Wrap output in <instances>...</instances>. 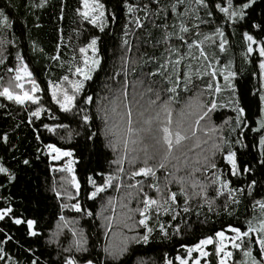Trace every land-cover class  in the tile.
<instances>
[{"label":"trees","instance_id":"obj_1","mask_svg":"<svg viewBox=\"0 0 264 264\" xmlns=\"http://www.w3.org/2000/svg\"><path fill=\"white\" fill-rule=\"evenodd\" d=\"M101 2L105 4V16L108 21L104 33H100L98 29L86 21H82L81 17L77 15L76 10L80 7V0H47L43 8L31 7L32 4H39V0H0V10H3L12 22V28L7 30L6 35L9 39L15 37V47L8 46L6 53L8 58L4 64H0V87L8 86L10 82L13 85L15 84V81H10L15 73H9L7 69L15 67V52L20 51L41 88V91L36 94L40 96L37 105L31 102L18 105L14 101H8L4 97H0V105H3V107H0V137L5 134L8 136L7 144L0 140V159L17 174V180L13 184L0 189V196H10L12 198V204L17 215L23 213L24 217L36 219V228L41 233L38 237H28L25 226H15L7 219L0 221V229L13 237L11 241L0 245V247H4L5 251L18 261V264H29L30 259L37 256L41 264H62L66 256H72L78 260L82 256H90L94 261H104L106 259L104 248L110 241H118L121 233L134 235L141 234L144 231L139 226L135 227L132 232L126 231V229L120 227L116 218L113 219L110 230L105 226L107 224L105 218L111 215L109 198H114L113 201L121 204L122 201L124 202V194L129 191L135 192L134 189H129L127 185L137 181L143 183L145 178L135 177L129 179L134 169L143 166L142 154L135 164L129 163L131 156L123 159L121 163H115V161L121 160L124 153L119 144H117L115 150L109 145V141L115 138L111 135L106 137L104 110L106 109L110 116V100L115 98L117 94L116 97H119L118 101L121 102L123 100L121 92L127 94L128 101L135 99L141 102V96L133 97L128 94L130 87L137 83L150 85L157 90L165 87L160 76L150 77L147 75L149 71L156 70L161 61L159 59L148 63H144V61L148 59V56L160 58L164 48L168 45L178 47L183 54L187 51V45L175 38L169 40L167 45L156 43L162 39L165 30L154 25H162L167 22L169 25L168 31H173L171 25L174 22L179 23L178 20L173 18L170 8L166 13L162 12L159 18L150 15L146 20L143 12L137 11L134 16L140 17L143 23L142 28H137L133 15L127 14L126 9L123 7L124 0H101ZM128 2L136 4L137 0H128ZM144 2L146 0H140L141 7ZM173 2L175 0H161V6H167ZM206 2L211 5L208 9L198 8L195 14L188 13L180 17L190 29L189 33L185 34L186 41L191 43L193 39L203 40L204 34L211 35L216 26L223 28L225 38L228 40L227 51L225 53L219 52V37H215V44L212 41H205L204 49L210 60L213 53L220 57L221 65L228 60H232L233 70L238 73L235 83L242 103L247 109L248 123L250 127L255 126V121L259 115L258 98L252 96L251 92L258 88L257 78L253 77L252 74L258 72L259 53L254 51L247 60L244 58L246 42L243 33L247 31L257 40V45H253L254 49L259 45L260 40L264 39V34L250 27L251 22L260 23L264 21V0H257V4L253 6L254 10H248L249 17L238 24L226 22L223 14L215 9L214 5L220 3L221 0H206ZM223 3L226 6L227 0H223ZM234 3H239V0H234ZM185 6L197 7L194 3L189 4V0H185V4L177 7V12L183 13ZM152 8L154 9L155 5H152ZM208 11H212L213 16L209 17L207 15ZM61 15L63 18H61ZM165 16H167V20H165ZM196 16H199L200 19H196ZM201 21H207L208 23H201ZM37 24L40 27H36ZM126 24L128 25L127 36L124 35V25ZM197 24L199 25L198 29L193 27ZM3 34L0 33V35ZM93 35L101 37L99 48L102 65L101 69L93 75V80L88 82L89 86L86 89L87 93L93 96V102L89 105L80 104V106L87 109L91 118L89 125L82 126L83 121L79 117L59 111L58 105L51 100L48 85L50 81L60 83L61 77L64 75H69L70 79H74L68 71L69 63L72 62L73 56L77 58L76 62H79L78 48L87 43ZM125 39L129 42L130 50L129 46H123L122 44ZM33 44L36 46L35 51L32 47ZM145 52L148 56H144L141 60L140 57ZM125 53H127L128 58L126 76L124 74L125 65L121 60ZM193 54L198 56L199 51L193 49ZM55 55L60 56L59 61L50 58ZM165 55L167 54L165 53ZM62 62L63 67H61ZM184 63H191L193 71H195L200 62L189 58ZM213 63L215 64V62ZM117 72L120 74L117 75ZM193 80L197 86L202 87L208 81V77L196 79L193 76ZM216 82L223 84V77L218 75ZM191 94V92H182V100ZM161 95L163 96L165 93L162 92ZM105 96L108 97L107 100L102 99ZM112 96L114 97L112 98ZM226 98L227 93H223L220 97L221 100ZM77 100L79 103L80 98L78 97ZM140 104L147 106L143 103ZM38 106H43L47 111L42 112L39 119L30 117V112L35 111ZM98 108L100 109L99 112ZM74 111L76 110L74 109ZM122 111H124L123 105ZM229 116H234V113L228 108L218 109L213 120L219 125ZM135 118L136 109L134 108L133 119L135 120ZM111 119H114V117L111 116ZM58 123L67 124L68 129L58 128L54 133H49L43 127L44 124L54 126ZM115 123L122 128V123L116 117ZM89 128L96 133V136L93 138L94 142L87 141L88 148L85 150L84 133ZM69 129L73 130L71 139L68 137ZM244 131L247 137L245 143L248 147L243 152H239L238 155L241 164L248 163L256 166L255 175L246 173L240 177H233L221 157L219 155L216 157L218 168L224 173L223 178L230 181V187L245 189L243 195L238 192L234 193L240 203L229 202L228 207L231 214L225 211L223 207L227 200V192L219 197L216 196L215 188L217 185L210 183L211 171L207 173V178L201 173H196L197 178L202 183L209 185L207 195L214 201L211 212L208 211L207 203L199 197H195L189 201L190 211L184 213L182 209L185 205L183 197L179 196V185L173 181L169 188L178 193L177 211L180 214L177 216L176 221H172L170 216L163 212L158 217L159 221L168 230L170 238L163 240L159 235V224L155 220H150L149 224L154 228L150 243L148 245L130 244L129 250L118 261L109 260L108 264H138L139 261H144L145 264H164L165 256L173 261V264H177L175 257L177 255L185 256L186 247H191L200 239L214 235L216 231H224L228 234L229 226L246 230V220L252 219L254 215H260L259 206H256L254 212L253 204L256 200L264 199V180L254 188L251 196L247 195L246 189L252 179L260 180L261 176H264V170L257 165L260 152L259 135L248 129ZM197 135L203 136V133L198 132ZM223 135H231V138L235 139V134L230 133L228 126H225ZM37 136L40 137V140L36 139ZM48 143L55 144L63 150H71L74 153V159L77 161L74 164L75 175L81 185L79 193L77 194L76 190L71 188L70 185L64 184V187L73 194L74 199L72 200L62 198L58 201L51 191L54 182L57 190H61L62 177L66 175L59 171H53L61 163L52 162L49 156L46 155L47 149L44 146ZM207 147L208 145L201 144L200 148H196L193 142L190 141L186 143L182 151L187 154L189 161H192L198 153H201ZM189 148L192 150L189 151ZM37 156L40 158L37 159ZM25 158L32 162L31 166H24L21 163ZM183 159L184 157L181 156V160ZM152 163L154 161H149V164ZM172 163L176 162L173 161ZM121 167L124 169L123 172L118 170ZM168 171H175V169L169 165ZM185 174V171L176 173L177 176ZM108 175L118 177L113 182V186L99 193L94 199H88L93 188L87 183V176H92L97 185L100 186L103 184L104 177ZM157 176L161 178L162 183L164 170L159 169ZM0 183L6 184L3 176H0ZM116 184L121 185L119 191L115 188ZM188 191L191 193L190 187H188ZM62 202L68 205L78 202L81 204L82 212L77 213L71 207H67L61 212L60 203ZM3 203L4 201L0 200V206ZM136 206L135 200L129 205L131 208ZM89 212L92 213L91 216L87 215ZM61 215L69 221H79L78 224L70 226L83 230L88 239V253H76L75 249L68 253L63 251V248L69 245L73 237L67 228L59 230L60 235L58 237L53 236L58 231V224H62L59 220ZM138 219L139 215L136 213L134 220L138 221ZM169 224L172 227H169ZM177 224H179L181 231L178 235H173V230ZM0 239L6 240L3 233H0ZM50 239H58L59 243L49 244ZM255 239L256 237L253 235L252 240ZM28 248L33 249L35 254L25 251ZM252 248L253 253L256 254L258 245L253 243ZM206 251H209L210 255L202 259L201 264H218L213 246H207ZM233 258L235 260L242 259L241 251L233 250ZM234 259L230 260V264H234ZM0 264H6V261H0Z\"/></svg>","mask_w":264,"mask_h":264},{"label":"snow or ice","instance_id":"obj_2","mask_svg":"<svg viewBox=\"0 0 264 264\" xmlns=\"http://www.w3.org/2000/svg\"><path fill=\"white\" fill-rule=\"evenodd\" d=\"M46 3L47 0H39V4H32L31 7L43 8ZM191 3H194L197 7L185 6L184 12L178 13L177 7L185 4V0H175V2L167 6H161V0H146L142 7L140 0H137L136 4L124 0L123 7L126 9L127 14L133 15L137 28L143 27L141 18L134 16L137 11L143 12L144 19L146 20L150 15H155L159 18L162 12L166 13L168 8H170L173 18L178 20L179 23L174 22L171 25L173 31H168L169 25L167 22L162 25H154L156 27H162L165 30L162 39L156 43L167 45L169 40L175 38L178 41L186 43L187 51L182 54L178 47L168 45L164 48V52L161 53L160 58L148 56L146 52L141 55V60H143L144 56H148V59L144 63L156 61L157 59L161 61L158 68L154 71H149L147 75L150 77L160 76L165 87L154 90L149 86L146 89L148 93L154 94V98L150 97L147 100V106L141 105L135 99L128 101L127 94L121 92L123 100L120 104L123 105L124 109L122 112L117 111V108L120 107V104L117 103L119 97L110 100V104L112 105L111 114L113 117H119L122 128L116 123L109 126L110 116L108 111L106 109L104 110L106 137L107 135H111L115 138L109 141V145L115 150L117 144H119L124 153L121 160L115 161V163H121L123 159L131 156L129 163L135 164L140 159V155H143V166L134 169L129 179L144 177L145 180L143 183L137 181L136 183L127 185L129 189H134L135 192L129 191L126 194L127 203L121 202V208L127 209V211L121 213L119 222L129 232H132L137 226L141 227L144 231L141 234L134 235H124L121 233L118 241H110L104 248L106 258L104 261H94L90 256H82L79 260L72 256H66L62 264H108L109 260L118 261L129 250L130 244L148 245L150 243L154 232V228L149 224L150 220H155L159 224L160 237L163 240H168L170 238L169 232L164 224L159 221L158 217L163 212L170 216L172 221H176L177 216L180 214L177 211L178 193L169 188V185L173 181L179 185V196L183 197V203L185 205L182 209L184 213L190 211L188 206L189 201L195 197H199L207 203L208 211L211 212L214 201L207 195L209 185L202 183L197 178L196 173H201L207 178V173L211 171L212 177L210 183L217 185L215 188L216 196L219 197L224 192H227V200L223 207L225 211L231 214L228 207L229 202L234 204L240 203V200L234 193L238 192L240 195H243L245 189H233L230 187V181L223 178L224 173L218 168L216 157L217 155L221 157L223 162L228 166L230 175L233 177H240L246 173L255 175L256 166L248 163L241 164L238 155L239 152H243L248 147L245 143L247 138L245 129L259 135L260 152L257 165L260 169L264 170V39L260 40L259 45L254 49L253 45H257V40L249 32L245 31L243 33L246 42V52L243 54L244 58L247 60L254 51L259 53L258 72H253L252 74L253 77L257 78L258 88L251 92L252 96L258 98L259 115L255 121V126L250 127L247 109L242 103L238 94L237 84L235 83L238 73L233 70L232 60H228L221 65L220 57L213 53L210 60L209 55L204 49L205 41H212L215 44V37H219V52L225 53L227 51L226 45L228 44V40L225 38L223 28L216 26L211 35L204 34L203 40L193 39L191 43H187L186 41L185 34L189 33L190 29L180 17L188 13L195 14L198 8L208 9L211 6L206 0H189V4ZM256 4L257 0H239V3H234V0H227V4L224 6L223 0H221L214 7L223 14L226 22L238 24L249 17L248 10L253 9V6ZM152 5H155L154 9ZM76 11L82 21H86L98 29L100 33H104L108 21L105 17V4L101 0H80V7ZM207 15L211 17L213 16V12L208 11ZM61 18H63L62 15ZM195 18L200 19L199 16ZM165 20H167V16H165ZM129 22L131 23L132 21ZM201 23L208 22L201 21ZM36 27H40V25L37 24ZM193 27L198 29L199 25H193ZM250 27L264 34V21L260 23L251 22ZM11 28L12 22L9 16L3 10H0V33H4L0 35V64H4L8 58L6 55L8 46L12 45L15 47V37L9 39L6 35L7 30ZM197 34L199 35L200 33L198 32ZM124 35H128L127 24L124 25ZM100 40V36L93 35L87 43L78 48L80 54L79 62H76L77 58L73 56L68 68L71 77H74V79H70L69 75H64L61 77L60 83L50 81L48 85L51 100L54 104L58 105L59 111L79 117L83 121L82 126L90 124L91 118L88 111L85 107L80 106V104L89 105L93 102V96L88 94L86 89L89 86L88 82L93 80V75L101 69L102 56L99 48ZM122 44L123 46H129V42L126 39L123 40ZM153 46L155 47V45ZM32 47L35 51V44ZM193 49L199 51L198 56L193 54ZM50 58L52 60H60L59 55ZM189 58L193 61L200 62L199 67L195 71H193L191 63H184ZM121 60L125 65L124 74L126 76V65L128 63L127 53L121 57ZM15 62L14 68L9 67L7 69L9 73H15L10 78V81H15V84L13 85L10 82L8 86L0 87V97H4L8 101H14L18 105H24L26 102H31L34 105L39 104L40 96L36 94L41 91L40 85L35 80L33 73L29 70V66L25 63L20 51L15 52ZM61 67H63V62L61 63ZM116 74L119 75L120 73L117 72ZM218 75L223 77V84L216 82ZM193 76L196 79L208 77V81L200 87L194 83ZM25 82L30 84V90L25 89ZM65 84L66 86H64ZM17 89L19 91H16ZM162 92L165 95L162 96ZM182 92H191L192 94L182 100ZM223 93H227L225 100L220 99ZM78 97L80 98L79 103L77 100ZM102 99L107 100L108 97L105 96ZM0 107H3V105H0ZM134 108L136 109L135 120L133 119ZM223 108H228L234 113V116L225 118L221 124L217 125L213 120L214 114L218 109ZM45 111L47 109L43 106H38L35 111L30 112V117L39 119L41 113ZM99 111L100 109L98 108ZM225 126L229 127L230 133L235 134L234 140L231 138V135H223ZM43 127L49 133H54L58 128L68 129V125L64 123H58L54 126L44 124ZM198 132L203 133V136L197 135ZM72 135L73 130L69 129V139H71ZM84 135V148L86 150L88 148L87 141L94 142L93 138L96 136V133L92 132L89 128ZM36 139L40 140V137L37 136ZM0 140H3L7 144V134L0 137ZM190 141L193 142L196 148H200L201 144L208 145L192 161H189L187 154L182 151L186 143ZM44 147L47 149L46 155L53 160L67 158L66 163L62 167L53 169V171L67 173L66 177H62L61 190H57L55 182L53 183L51 191L54 193L55 198L58 201L62 198L68 200L74 199L73 194L64 187L65 183L70 185L71 188L76 190L77 194L81 187L73 167L77 163L74 159L73 151L63 150L52 143H48ZM191 150L189 148V151ZM181 156L184 157L183 160H181ZM39 158L37 156V159ZM149 161H154V163L149 164ZM173 161L176 163H172ZM21 163L24 166H31L32 162L25 158ZM169 165L175 171H168ZM159 169L164 170L162 183L161 178L157 176ZM118 170L120 172L124 171L122 167ZM181 171H185L186 174L177 176L176 173ZM0 176H3L6 180V184L0 183V189L5 188L6 185L13 184L17 180V174L10 167L6 166L2 159H0ZM117 179L118 177L114 175L105 176L103 184L98 186L92 176H87V183L93 188L88 199H94L99 193L112 187L113 182ZM262 180H264V176H261L260 180H251L246 189L248 196L252 195L254 188ZM120 187V184L115 185L117 191H119ZM188 187L191 188V193H189ZM113 199L109 198V204L113 203ZM0 200L4 201L3 205L0 206V221L7 219L15 226H25V232L28 237L40 236L41 233L36 228V219L24 217L23 213L17 215L10 196H0ZM133 200L137 203L135 208L129 207ZM257 205L259 206L260 215H254L252 219L246 220V230H241L240 227L229 226L228 230L233 234L231 236H226L224 231H216L214 235H209L200 239L193 246L186 247L187 257L177 255L175 257L177 264H189L190 260L192 264H201L200 258H207L210 255V252L205 250L207 246H213L214 255L217 258L218 264H228V261L233 259V252L227 250L228 244L226 241L231 242L232 249L241 251L242 259L234 261V264H264V199H259L254 202V212ZM67 207H71L77 213L82 212L81 204L78 202L71 205L63 202L60 203L61 212ZM136 213L139 215L138 221L134 220ZM87 215L91 216L92 213L89 212ZM105 219L108 221L105 226L110 230L114 216L106 217ZM59 220L62 224H58V231L53 236L58 237L60 235L59 230L67 228L73 237L69 245L63 248V251L68 253L75 249L76 253H88V239L84 235L83 230L70 226L72 224H78L79 221H69L63 215L59 217ZM129 221H132V223H129ZM169 227H172V225L169 224ZM180 231V226L177 224L172 234L178 235ZM0 233H3L6 237V240L0 239V245L6 244L13 239L12 236L3 232L2 229H0ZM253 235L256 237L254 241L252 240ZM48 243H59V240L50 239ZM253 243L258 245V252L256 254L253 253ZM25 251L33 255L35 254L31 248L25 249ZM193 253H199L200 258H194ZM0 261H6V264H18V261L9 255L4 247H0ZM29 264H41L39 257L30 259ZM138 264H145V262L139 261ZM164 264H173V261L167 259L165 256Z\"/></svg>","mask_w":264,"mask_h":264},{"label":"rangeland","instance_id":"obj_3","mask_svg":"<svg viewBox=\"0 0 264 264\" xmlns=\"http://www.w3.org/2000/svg\"><path fill=\"white\" fill-rule=\"evenodd\" d=\"M105 17H106V16H105ZM29 85H30V84H28L27 82H25V89H26V90H30ZM149 86H150V85H143V84H139V83H137L136 85H132V86L130 87L128 94L131 95V96H133V97L141 96L142 101H141L140 103H143V104L146 105L147 99H149L150 97H151V98H154V94H153V93H148V92L146 91V89H147ZM150 87H152V86H150ZM152 88H153L154 90H157V89H155L154 87H152ZM116 96H117V94H116ZM116 96H115V97H116ZM113 97H114V96H112V98H113ZM121 97L123 98L122 95H121ZM117 103L120 104L119 101H117ZM111 107H112V105L110 106V108H111ZM121 110H122V105H121L120 107L117 108V111H118V112H121ZM110 112H111V110H110ZM111 116H112V114H110V123H111V125H112L113 123H115V117H114V119H111ZM116 118L119 119V117H117V116H116ZM116 123H117V121H116ZM122 157H123V156H122ZM49 158H50V160H51L52 162H54V163H61L60 165H57V166L55 167V169H58V168L62 167V166L66 163V161H67V158H66V157H65V158H61L60 160H53V159H51V157H49ZM122 161H123V160H122ZM73 167H74V165H73ZM59 172H60V171H59ZM61 173H62L63 175H66V176H67V173H66V172H61ZM66 176H65V177H66ZM124 203H127V196H126V194H124ZM120 205H121V204H118L116 201H113V203L111 204V207H110V210H111V215H110V217H111V216H114V219H115V218L118 219L117 222L119 223L120 227H121L122 229H126V231H129L127 228H125V227L123 226L122 223L119 222L120 219H121V213L127 211V209H123V208H121ZM131 222H132V221H129V223H131ZM106 223H108L107 220H106ZM225 235H226V236H231V235H233V234L229 231V233H228V234L225 233ZM226 243L228 244V249H227V250L233 252L234 249L231 248V242H230V241H226ZM205 250H206V249H205ZM192 255H193L194 258H200V257H199V253H193ZM195 255H196V256H195ZM185 257H187V253H186ZM200 259H201V261H202V259H205V258H200ZM233 259H234V258H233ZM233 259H232V260H233ZM234 261H236V260L234 259ZM189 264H192V261H191V260L189 261ZM228 264H230V260L228 261Z\"/></svg>","mask_w":264,"mask_h":264}]
</instances>
